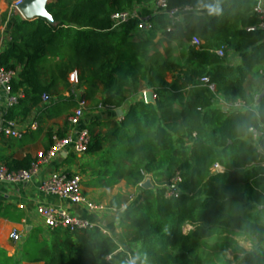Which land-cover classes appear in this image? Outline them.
I'll list each match as a JSON object with an SVG mask.
<instances>
[{
  "label": "trees",
  "instance_id": "16d2710c",
  "mask_svg": "<svg viewBox=\"0 0 264 264\" xmlns=\"http://www.w3.org/2000/svg\"><path fill=\"white\" fill-rule=\"evenodd\" d=\"M154 1L50 0L46 9L53 23L0 13V25L11 23L0 66L14 73L11 95L17 97L4 106L6 121H25L38 109L69 118L79 98L111 110L124 107L130 94L151 90L154 95L151 102L130 103L119 122L85 124L90 133L86 154L99 156L88 165L97 183L107 187L124 181L137 187L136 198L119 218L126 247L98 227L54 229L50 240L38 241L32 232L22 259L219 264L217 258L223 264L221 248L234 244L221 235L236 233L257 246L237 264H264V97L258 101L264 89V30L254 11L257 0H219L217 15L202 7L208 0H167L166 9L152 6ZM172 9H178L175 16ZM117 12L130 17L115 26ZM164 42L168 47L160 52L158 43ZM222 46L226 51L219 56ZM230 52L241 54V65L228 62ZM74 71L78 83L72 87ZM44 95L50 97L46 103ZM34 161L26 156L3 165L28 169ZM216 164L224 171L214 172ZM177 175V194L168 195ZM146 177L153 188L141 187ZM122 201L116 195L111 205ZM187 225L192 228L185 233ZM211 237L218 242L211 243ZM129 247H137L135 257ZM1 256L0 264H20L21 259Z\"/></svg>",
  "mask_w": 264,
  "mask_h": 264
},
{
  "label": "crops",
  "instance_id": "0c3cea01",
  "mask_svg": "<svg viewBox=\"0 0 264 264\" xmlns=\"http://www.w3.org/2000/svg\"><path fill=\"white\" fill-rule=\"evenodd\" d=\"M8 2L10 1L0 0L1 14L7 12ZM152 4V6L155 5L156 7L155 1ZM9 21L7 20L4 24L0 25V51L8 47L11 40V23H8ZM228 62L234 66L241 65V54L230 52L228 54ZM71 85L72 87L74 86V84ZM60 92L62 96H68L69 94L68 91H64L63 89H60ZM141 95V92L130 94L124 107L118 108L122 111L121 114L117 112L118 109H104L92 105L90 101H87L88 104L83 116V123L88 124L93 120L119 122L124 116L128 105L140 99ZM4 109V99L2 98L0 104L1 164L8 163L9 161H19L26 156L37 160V154L49 148L50 134L52 142L54 137H59L58 133L63 132L64 129H66L65 134L71 130L69 124L65 126L68 118L66 114L54 116L50 112V109L46 111L38 109L34 110L25 121L19 120V122H14V127L18 130L26 129L21 138H15L6 135L3 131V128L8 126V121L3 118ZM72 111L73 109L70 110V113ZM33 121H37V128L35 130L27 128ZM98 158L99 156L88 155L86 153L80 155L74 154L68 150L45 162H41L36 175L27 182H0V260L3 259L1 254H4L21 259L20 264H44L43 261L29 262L24 258L22 259L23 247L32 232L36 235L38 241L50 240L51 229L46 225L44 218L37 211L40 205L55 206L67 210L71 214L97 221L105 229L103 232L113 237L121 249L126 247V240L123 230L119 225V218L130 203V200L136 198L137 187L127 185L124 181L107 187L98 184V176L88 169V165H95ZM54 171H67L72 175H79L81 177L82 194L88 200L104 204L110 209L103 213L89 212L84 205L73 204L67 199L43 191L41 189L42 182ZM213 171L222 172L224 168L220 166L217 169L213 168ZM116 195L123 196L124 201L118 206H113L111 205V200ZM186 227L189 230L192 228L190 225ZM14 230L20 236V240L17 242L13 241L10 237V234ZM248 243L247 245H250ZM128 251L132 257H135L137 247H129Z\"/></svg>",
  "mask_w": 264,
  "mask_h": 264
},
{
  "label": "built area",
  "instance_id": "2783aa9c",
  "mask_svg": "<svg viewBox=\"0 0 264 264\" xmlns=\"http://www.w3.org/2000/svg\"><path fill=\"white\" fill-rule=\"evenodd\" d=\"M23 0H14L7 7L8 18L15 14L19 15L21 18L25 19L20 11V5ZM156 7L166 9L167 0H155ZM254 11L259 18V27L264 30V1L257 0V4L254 7ZM171 16H175L178 13V9H172L169 11ZM130 17L129 12H117L112 15L113 24L115 26L122 24L127 21ZM145 26V24L140 25ZM167 30H170L167 28ZM193 42L199 44L200 41L197 38L193 39ZM226 51L225 47H220L216 50L219 56H224ZM14 73L7 71L0 66V104L2 98L4 99V106H12L17 102V97L11 95V80ZM69 81L71 84L76 85L78 83L77 72L74 71L70 73ZM202 82H207L206 77L201 78ZM146 90L142 91L141 98L145 100ZM43 103L50 100L48 95L42 97ZM87 100L84 98H79L77 100V106L73 109L71 115L68 118L71 130L63 137H54L52 145L46 151H41L37 154V160H35L28 169H18V170H8L3 164L0 163V182H27L36 175L41 162H45L55 156L60 155L62 152H67L70 150L74 154H85L88 145L90 143V133L88 128L83 123V116L87 109ZM101 107V106H99ZM29 129L37 128V121H33L27 127ZM6 135L21 138L25 133V130H18L14 127V122H8V126L3 128ZM257 133L254 132V138H256ZM220 166L216 164L214 169ZM181 179L177 175L172 179V183L168 186V195H176V183ZM41 189L45 192H49L60 198L69 200L73 204H81L89 212H99L103 213L108 211L110 208L101 203H94L88 200L81 191V177L79 175H72L67 171H54L52 172L41 184ZM40 216H42L46 222V225L51 229H63L68 232H75L80 230H89L92 228H100L102 231L105 229L97 221L84 218L80 215L71 214L69 211L55 207V206H45L40 205L37 208ZM13 241L17 242L20 240V236L17 231H13L10 234Z\"/></svg>",
  "mask_w": 264,
  "mask_h": 264
},
{
  "label": "rangeland",
  "instance_id": "374dc122",
  "mask_svg": "<svg viewBox=\"0 0 264 264\" xmlns=\"http://www.w3.org/2000/svg\"><path fill=\"white\" fill-rule=\"evenodd\" d=\"M9 1L10 2H8V5L14 0H9ZM8 5H7V7H8ZM154 7H155V5H154ZM165 47H168L165 42L164 43H158L157 49L160 52H162ZM173 52H174L173 56L176 57L179 55L177 52H175V51H173ZM81 91H83V89L77 90L76 93L79 95ZM188 230H189V228H187L185 226V228H184L185 233ZM221 236H226L229 239V241H231L230 244H234L233 245L234 247L233 246H227L226 248H221V255L219 257L224 261L223 264H226V263L237 264L241 259H243L245 257L246 253H251L257 249L256 244L247 236L237 235L236 233L235 234H229V235H221ZM243 238H246V239H243ZM210 240H211V243L218 242V238H216V237L215 238L211 237ZM241 241H243V243H241ZM248 242L250 243L251 246L247 245ZM215 262L220 264L222 261H218L217 258H215Z\"/></svg>",
  "mask_w": 264,
  "mask_h": 264
},
{
  "label": "water",
  "instance_id": "95a60500",
  "mask_svg": "<svg viewBox=\"0 0 264 264\" xmlns=\"http://www.w3.org/2000/svg\"><path fill=\"white\" fill-rule=\"evenodd\" d=\"M49 1L50 0H23L19 8L26 20L44 18L49 23H53L54 22L53 18L46 9V5ZM263 97H264V89L261 92L258 98V101ZM145 100L146 102H151L154 100V95L151 90L146 91ZM117 112L121 114L122 111L118 109ZM140 185L143 188H153L154 187L150 177H147ZM260 208H264V206L263 207L261 206Z\"/></svg>",
  "mask_w": 264,
  "mask_h": 264
},
{
  "label": "clouds",
  "instance_id": "9594fccd",
  "mask_svg": "<svg viewBox=\"0 0 264 264\" xmlns=\"http://www.w3.org/2000/svg\"><path fill=\"white\" fill-rule=\"evenodd\" d=\"M202 7L207 11L209 15H217L221 11L219 0H208V2L206 3L202 2ZM248 131L254 133L255 129L249 128ZM241 243H243V241H241ZM131 264H135V260H133Z\"/></svg>",
  "mask_w": 264,
  "mask_h": 264
}]
</instances>
